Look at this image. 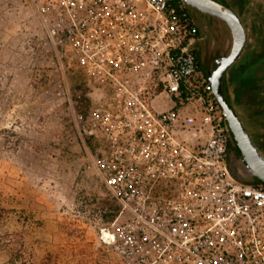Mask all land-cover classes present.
Segmentation results:
<instances>
[{
    "label": "built area",
    "instance_id": "obj_1",
    "mask_svg": "<svg viewBox=\"0 0 264 264\" xmlns=\"http://www.w3.org/2000/svg\"><path fill=\"white\" fill-rule=\"evenodd\" d=\"M32 2L96 99L77 116L78 130L105 146L91 164L119 206L102 237L117 264H264V182L231 171V130L190 49L198 29L190 5ZM133 74L162 91L141 77L132 87ZM163 93L173 105L155 111L147 100Z\"/></svg>",
    "mask_w": 264,
    "mask_h": 264
},
{
    "label": "rangeland",
    "instance_id": "obj_2",
    "mask_svg": "<svg viewBox=\"0 0 264 264\" xmlns=\"http://www.w3.org/2000/svg\"><path fill=\"white\" fill-rule=\"evenodd\" d=\"M249 1L253 10L264 2ZM213 24L207 58L228 54L232 45L229 28L217 18ZM140 77L133 74L130 85L138 87ZM142 78L144 88L162 91L158 80ZM88 82L70 53L47 36L37 4L0 0V237L11 233L23 241L32 264H117L102 237L118 211L91 164L105 146L78 130L77 116L96 101ZM147 102L159 112L173 105L166 93ZM236 108L261 140V119L251 108ZM11 250L1 249L0 261Z\"/></svg>",
    "mask_w": 264,
    "mask_h": 264
},
{
    "label": "trees",
    "instance_id": "obj_3",
    "mask_svg": "<svg viewBox=\"0 0 264 264\" xmlns=\"http://www.w3.org/2000/svg\"><path fill=\"white\" fill-rule=\"evenodd\" d=\"M242 1L244 5L248 2V0ZM243 7L239 11L240 16H244V12H246V10H243ZM249 38L250 41L246 50L224 77L223 91L227 100L235 108L245 123V116L236 108V105L251 108L252 116H257V118L261 119L260 122L263 123L262 126L257 122V127L262 126L264 128V19L262 16L259 18L255 17L252 20ZM203 68V72L208 76ZM85 99L89 102L87 96ZM251 134H253L258 146L264 152V137L261 136L260 140L258 135H254L252 132ZM231 150L242 158V153L233 134ZM245 181L259 182L255 176ZM114 207L116 211L119 210V206L116 202ZM6 236L7 237L4 239L0 237L2 239L0 240V250L5 248H11L12 250L10 257L6 261H0V264H32L24 251L23 241L14 238L15 236L11 233L6 234Z\"/></svg>",
    "mask_w": 264,
    "mask_h": 264
},
{
    "label": "water",
    "instance_id": "obj_4",
    "mask_svg": "<svg viewBox=\"0 0 264 264\" xmlns=\"http://www.w3.org/2000/svg\"><path fill=\"white\" fill-rule=\"evenodd\" d=\"M185 1L201 12L209 13L222 19L231 31V49L228 54L223 55L217 60V64L213 71L208 74V78L213 86V93L221 106L229 128L243 155L249 173L255 176L259 181L264 182V154L251 137L241 117L227 100L223 91V80L225 75L242 56L247 45L248 35L243 21L237 12L216 0ZM238 178L243 180L240 176H238Z\"/></svg>",
    "mask_w": 264,
    "mask_h": 264
},
{
    "label": "flooded vegetation",
    "instance_id": "obj_5",
    "mask_svg": "<svg viewBox=\"0 0 264 264\" xmlns=\"http://www.w3.org/2000/svg\"><path fill=\"white\" fill-rule=\"evenodd\" d=\"M216 1L229 6L232 10L237 12L238 15L240 16L239 11L242 9V7L244 5L242 0H216ZM259 3L260 4H259L258 8L253 10L251 3L248 0L247 4L244 5V7H243V10H246V12H244V16L243 15L240 16V18L243 21V24L246 28L247 35H248V41H247L246 47L248 46V43L250 41L249 35L251 33V25L248 26L246 23L248 21V16L251 17L250 18L251 22L255 17L259 18L260 16H262V18L264 19V2H259ZM190 8H191V10L193 9V13L195 14V16H197L196 22H197V27H198L195 39H194L193 43L190 45V49L197 55V58L199 60V64H200L201 60L205 61L204 65H203V67H204L203 69H205V72L207 74H209L213 71L214 67L216 66L217 60L220 57H222L223 55H226V54H220V55L215 56L213 58H210V57L207 58V56H206V51L211 49L210 46L212 45V38H213L212 31L214 30L213 20L215 18H217L218 20L223 22L227 27H228V25L222 19H220V18H218L212 14L201 12L198 9L192 7L191 5H190ZM245 50H246V48H245ZM242 121H243V119H242ZM243 123H244L245 127L247 128V130L249 131L251 137L253 138V140L255 141V143L258 146V143L254 139L253 134H251L252 131L249 130L247 124L244 121H243ZM228 127H229V125H228ZM231 136H232V134H231ZM260 150H261V148H260ZM262 153L264 154L263 151H262ZM228 162H229V165H230L232 171L235 172L236 175L241 176L245 180L253 177V175H251L249 173V170H248V167L245 163L243 155L241 158L236 152H233L231 150V143H230V147H229Z\"/></svg>",
    "mask_w": 264,
    "mask_h": 264
}]
</instances>
